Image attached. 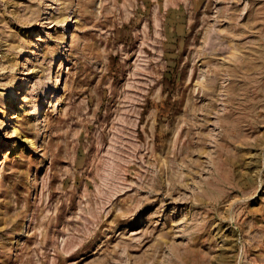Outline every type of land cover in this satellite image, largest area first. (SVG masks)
Wrapping results in <instances>:
<instances>
[{"label": "rangeland", "instance_id": "obj_1", "mask_svg": "<svg viewBox=\"0 0 264 264\" xmlns=\"http://www.w3.org/2000/svg\"><path fill=\"white\" fill-rule=\"evenodd\" d=\"M0 264H264V0H0Z\"/></svg>", "mask_w": 264, "mask_h": 264}, {"label": "bare ground", "instance_id": "obj_2", "mask_svg": "<svg viewBox=\"0 0 264 264\" xmlns=\"http://www.w3.org/2000/svg\"><path fill=\"white\" fill-rule=\"evenodd\" d=\"M17 113V112H16ZM6 152V151H5Z\"/></svg>", "mask_w": 264, "mask_h": 264}]
</instances>
